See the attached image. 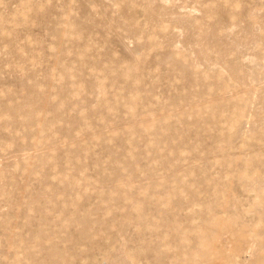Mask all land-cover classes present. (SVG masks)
Returning a JSON list of instances; mask_svg holds the SVG:
<instances>
[{
	"label": "rangeland",
	"instance_id": "obj_1",
	"mask_svg": "<svg viewBox=\"0 0 264 264\" xmlns=\"http://www.w3.org/2000/svg\"><path fill=\"white\" fill-rule=\"evenodd\" d=\"M0 264H264V0H0Z\"/></svg>",
	"mask_w": 264,
	"mask_h": 264
}]
</instances>
